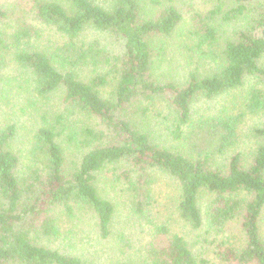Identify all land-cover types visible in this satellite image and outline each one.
Listing matches in <instances>:
<instances>
[{"label":"trees","instance_id":"16d2710c","mask_svg":"<svg viewBox=\"0 0 264 264\" xmlns=\"http://www.w3.org/2000/svg\"><path fill=\"white\" fill-rule=\"evenodd\" d=\"M202 1L0 0V264H264V0Z\"/></svg>","mask_w":264,"mask_h":264},{"label":"rangeland","instance_id":"374dc122","mask_svg":"<svg viewBox=\"0 0 264 264\" xmlns=\"http://www.w3.org/2000/svg\"><path fill=\"white\" fill-rule=\"evenodd\" d=\"M199 6L203 7L206 4L202 0H198ZM237 25H235L236 27ZM109 39V38H108ZM168 78V77H166ZM264 87V84H262ZM239 96L240 93H237ZM243 107H238L237 110L240 111ZM244 110V109H243ZM21 117L26 116V114L17 113ZM245 117V127L252 125L256 121V117L253 116L254 114H251L250 112L246 113ZM23 134H29L27 132H24ZM165 176H163V179ZM168 188L171 190L170 192L173 193L174 190L172 186H168ZM116 194L117 196H114V200L117 203V216L114 223V236H111L109 239H102L98 235V233H95L94 227L90 223H86L85 227L82 229V236L81 234H71L72 237L69 240L70 245L69 247H73L76 249L79 253L85 254L86 256H89L90 258L86 257L90 262L92 263H98L100 258H105L107 255H112L114 252L113 250L117 249V240H116V234H118L121 230L126 234V236L133 242V240L138 239L141 237V227L138 226V223L135 222L133 218L132 213V205L130 198L127 196L126 193L119 192V188H117ZM161 201L154 205L153 210L154 211V219L158 222H166L170 226H178L180 223L178 222L177 215L175 213V207L171 203V196H163L160 198ZM157 215V218L155 217ZM182 226V224H180ZM93 231V232H92ZM70 235V236H71ZM188 236L192 239L197 236L196 232H188ZM194 242H196V239H192ZM199 246V244H197ZM133 252V249L131 250ZM83 252V253H82ZM122 257V255H120ZM111 258L118 259L117 257L111 256ZM114 259V260H115ZM213 260V259H212Z\"/></svg>","mask_w":264,"mask_h":264}]
</instances>
